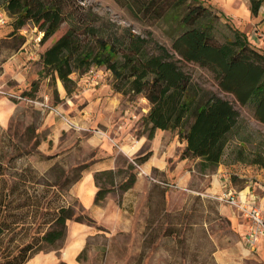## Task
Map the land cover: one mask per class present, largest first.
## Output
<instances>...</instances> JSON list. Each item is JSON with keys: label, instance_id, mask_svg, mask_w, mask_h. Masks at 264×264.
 Instances as JSON below:
<instances>
[{"label": "trees", "instance_id": "obj_1", "mask_svg": "<svg viewBox=\"0 0 264 264\" xmlns=\"http://www.w3.org/2000/svg\"><path fill=\"white\" fill-rule=\"evenodd\" d=\"M113 1L144 23L165 21L171 28L170 48L156 41L150 32L137 34L129 27L104 20L77 0H0V8L10 18L11 33L31 23L42 33L41 43L61 24H67L65 32L39 56L42 68L51 74L53 82L55 77L61 81L67 96L76 89L73 73L80 75L91 68L104 67L112 75L114 91L148 101L149 109L141 117L148 138L156 128L170 130L185 141L182 157L200 159L201 172L214 170L238 125L239 112L228 99L196 82L179 62L205 68L220 91L232 94L240 105L251 104L254 117L264 124V49L230 24L231 34L219 40L214 26L220 15L204 0ZM263 2L249 0L253 15ZM36 90L37 82H33L20 95L34 97ZM146 157H137L134 162L140 164ZM134 168L133 163H128L125 168L95 173V202L113 190L114 180L120 175L126 178L117 181V189H129L135 181ZM2 170L0 163V264H23L43 248L54 247L65 239L67 220L95 224L87 213L73 217L71 206L49 208L47 204L46 220L33 231L27 216L40 207L37 184L32 182L27 168L26 173L9 179ZM79 176L80 173L73 182ZM151 190H158L163 197L167 187L155 183ZM15 193L22 198L20 202ZM161 211V218L170 220L163 235L178 237L183 224L180 212ZM153 222H146L143 246L152 236L153 230H147ZM22 238L24 241L18 242Z\"/></svg>", "mask_w": 264, "mask_h": 264}, {"label": "rangeland", "instance_id": "obj_2", "mask_svg": "<svg viewBox=\"0 0 264 264\" xmlns=\"http://www.w3.org/2000/svg\"><path fill=\"white\" fill-rule=\"evenodd\" d=\"M204 1L220 15L214 26L215 36L219 40L222 41L224 37L231 34L228 26L230 24L238 29L240 26L245 33L248 32V37L254 44L260 43L259 37L253 33V25L251 28L248 25H239L235 22L229 13L231 6L228 0H220V2H217L218 4H210L207 0ZM77 2L98 14L104 20H109L122 27H129L137 34L146 35L147 32H150L156 41L167 48L171 46V38L168 35L171 28L165 21L151 25L144 23L133 17L125 8L120 7L113 0H77ZM263 7L264 3L260 6L258 13ZM9 22L10 19L7 18V14L0 8V24L7 25ZM66 29L67 24H61L51 37L41 43L39 40L42 33L38 31L37 27L27 23L17 30L19 34L15 38L0 40V79L5 81L6 86H13L14 84L12 80H9L8 67L5 65L10 55L9 49L11 50L25 40H22L21 36L28 40L26 45L28 53L21 55V61L28 64L27 90L31 88V83L37 82V90L34 92V97L30 96V98L29 96L23 97L20 95L25 101H23L21 107H19L7 126H0V163L4 177L6 179L16 177L17 174L23 173L27 168L30 171L29 176L32 178V182L37 184L36 194L39 196L40 207L36 210L33 209L27 216L28 221L32 222L33 231L46 220L47 204L49 208L59 204L71 206L73 217L86 213L76 199L68 197V191L73 184V180L80 173L79 168L85 164L77 163V154L72 153L61 157L48 168L49 159H45L38 149L42 130L36 132V128L41 122V108L38 104L42 99L39 90H42L41 82L43 79H45L43 84L50 91L51 100L57 99V92L54 82L51 80V74L42 68L39 56ZM179 65L190 73L196 82L212 89L223 98L232 102L235 109L239 112L238 125L230 135L221 162L231 167L238 174L243 175L242 178L237 175L232 176V183L236 188H241L249 180L248 182L252 187L256 188L255 192L257 190L261 192L262 190L264 193V124L254 117L252 105H240L235 101L232 94L220 91L214 83L211 73L196 63L181 61ZM93 69V73L88 71L84 74H76V76L78 78L83 77L88 83H93L100 78L111 85L112 75L109 71L105 70L104 67H95ZM6 86L3 89L9 90ZM75 92L76 89L71 95ZM125 96L129 100L141 102V96ZM28 99L33 100V103L28 101ZM141 117L137 120L138 128L135 133L146 134ZM70 140H72V137ZM240 149H242V152H240ZM78 155H82V159L88 160L91 156V151L88 148H84ZM256 159L260 162H253ZM74 161L76 164H73ZM119 162L123 167L126 166L122 158L119 159ZM135 167L137 168L136 165ZM196 167L200 171L198 163H196ZM118 178L125 179L126 177L120 175ZM106 186L108 187L109 185L107 184ZM149 193L145 226L147 220L152 219L154 222L147 230V233L153 230L152 236L148 240L146 239L144 246V229H138L141 223L135 221L133 222L134 228L132 230H121L114 233L109 230H101L103 232L89 237L83 250L76 256L75 263L264 264V243L261 246L259 245L258 250L249 251L247 249L243 238L248 230V221L235 208L233 214L235 213L237 216H233L226 203L215 199L201 189H194L190 192L186 201L176 209L168 208L166 193H164L163 197L158 190L153 191L150 189ZM179 195L177 194L173 201H178L179 198L177 197ZM14 197L17 202L22 200L17 193L14 194ZM221 204L222 212H219ZM172 205L174 206V204ZM162 209L167 212H180L183 224L178 237L172 238L163 235L170 220L166 217L161 218ZM228 209L230 213L227 212ZM17 211L18 213L22 212ZM141 216H143V213H140V218ZM94 226L98 227L96 224ZM30 233L32 231H29ZM24 239H18V242H22ZM64 242L65 239L58 242L54 247L43 248L38 253L57 252V250L63 248Z\"/></svg>", "mask_w": 264, "mask_h": 264}, {"label": "crops", "instance_id": "obj_3", "mask_svg": "<svg viewBox=\"0 0 264 264\" xmlns=\"http://www.w3.org/2000/svg\"><path fill=\"white\" fill-rule=\"evenodd\" d=\"M207 1L210 4L220 2V0ZM228 3L231 6L229 13L237 24L254 26L253 33L260 39V43L256 45L264 49V7L253 15L249 9V0H228ZM7 18L10 19L8 16ZM12 30L10 22L7 25L0 24V40H10L18 36V31L11 33ZM239 30L244 32L240 26ZM20 38L25 40L9 49L10 55L5 63L8 67L9 80L14 84L6 86L5 81L0 79L1 127L7 126L25 101L20 94L27 90L28 64L21 61V55L28 53L26 48L28 40L23 36ZM72 77L77 79V82L76 92L71 96H67L61 81L55 77L57 99L53 101L49 89L43 84L45 79L41 82L40 102L47 106L40 105V102L38 104L41 108V122L36 132L42 130L38 149L45 159H49L48 168L61 157L72 153L77 154V163L85 164L80 176L69 189L68 197L76 199L98 227L94 226L95 224L67 220L65 242L63 248L57 250L59 253L56 251L36 253L23 264H56L59 261L76 264L75 258L85 247L87 239L103 232L101 230H109L111 233L129 231L134 228L135 221L141 223L138 229H144L149 191L155 183L167 187L169 209L179 208L190 192L201 189L217 200L228 191L235 192L248 202L262 206L264 212L263 191L255 192L256 188L252 187L249 180L241 188H236L232 183V176L237 175L242 178L243 175L238 174L228 165L221 162L214 170L201 172L196 167L200 159L181 156L185 141L180 140L177 134L160 128H156L150 138L145 133H135L138 128V118L146 114L149 109L146 98L141 96V102L138 103L114 91L108 82L100 78L88 83L83 77L78 78L75 73ZM5 86L9 90L3 89ZM48 106L54 110L49 109ZM84 148L91 151L88 160L78 155ZM144 155H147L146 159L137 164V168L133 170L135 181L129 189L119 191L116 183L120 179L117 178L114 180L113 190L109 191L102 200L95 202V194L98 190L95 173L125 168L120 164V158L127 165L133 163L135 158ZM73 164L76 162L74 161ZM177 194H180L177 197L178 201H173ZM226 205L233 214L234 208ZM221 208L222 204L221 207L219 206V212H222ZM140 213H143L141 218ZM233 216L237 215L234 213ZM263 243L264 238L255 249L258 250L259 245ZM247 249L255 250L248 247Z\"/></svg>", "mask_w": 264, "mask_h": 264}, {"label": "built area", "instance_id": "obj_4", "mask_svg": "<svg viewBox=\"0 0 264 264\" xmlns=\"http://www.w3.org/2000/svg\"><path fill=\"white\" fill-rule=\"evenodd\" d=\"M89 72L93 73L94 69L91 68ZM28 101L32 102L33 100L28 99ZM40 105L47 106L42 102H40ZM48 108L54 110L50 106H48ZM133 164L137 166L135 162H133ZM220 200L235 208L247 219L248 230L246 231L243 240L248 248L255 249L261 242L262 238H264V213L262 207L257 203L248 202L242 196L235 194V192L232 191H228L224 196L220 197Z\"/></svg>", "mask_w": 264, "mask_h": 264}]
</instances>
